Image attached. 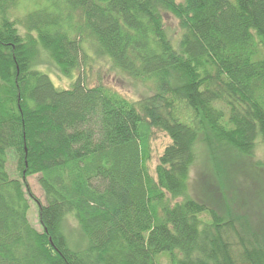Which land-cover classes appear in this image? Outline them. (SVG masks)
<instances>
[{
  "label": "trees",
  "instance_id": "obj_1",
  "mask_svg": "<svg viewBox=\"0 0 264 264\" xmlns=\"http://www.w3.org/2000/svg\"><path fill=\"white\" fill-rule=\"evenodd\" d=\"M100 59L153 92L89 84ZM155 130L170 142L152 167ZM260 141L264 0H0V264H264L226 179ZM201 156L211 173L191 185Z\"/></svg>",
  "mask_w": 264,
  "mask_h": 264
},
{
  "label": "rangeland",
  "instance_id": "obj_2",
  "mask_svg": "<svg viewBox=\"0 0 264 264\" xmlns=\"http://www.w3.org/2000/svg\"><path fill=\"white\" fill-rule=\"evenodd\" d=\"M163 19L168 34L177 43L181 34L177 19L169 12L163 14ZM42 58L45 60L39 62L37 68L43 72L46 71L55 85L61 87L68 86L67 80L65 77L60 76L54 65L48 59L46 60L44 56ZM95 63L89 72L90 74L87 76V82L89 84L102 83L131 99H138L150 94L154 90L151 81L138 82L132 80L111 68L110 64L104 59H100V61ZM169 142L170 140L164 132L155 130L150 142L152 167L155 166L159 155ZM261 160L264 161V143L262 141L258 142L255 148L253 160H251V168L243 167L242 163H239L238 166L233 165L230 167L229 172H226V179L229 175L227 182L229 185V194L234 198V204L231 205L232 210L246 215L255 228L264 231V165L263 168H256V164L254 163L255 161ZM15 167V159L10 154L7 161V170L11 176L18 177ZM250 169H259V173H255V171ZM211 170L212 167L204 162V157H198L191 167L189 177L191 185L199 186V182L202 179H207ZM37 177V175L28 176L25 178V181L34 198L43 202L44 194ZM214 178L218 179L220 175L215 173ZM29 206L27 212L28 219L34 228L40 230L37 218V203L32 198H29ZM161 262L165 263V259H162Z\"/></svg>",
  "mask_w": 264,
  "mask_h": 264
}]
</instances>
